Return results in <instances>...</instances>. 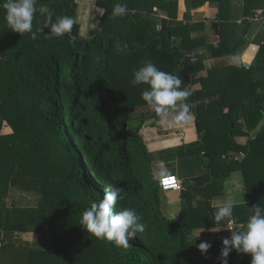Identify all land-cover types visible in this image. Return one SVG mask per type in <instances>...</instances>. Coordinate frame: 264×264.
I'll return each instance as SVG.
<instances>
[{"label": "trees", "instance_id": "trees-1", "mask_svg": "<svg viewBox=\"0 0 264 264\" xmlns=\"http://www.w3.org/2000/svg\"><path fill=\"white\" fill-rule=\"evenodd\" d=\"M206 1L218 3L219 32L212 27L207 35L194 37L205 25L190 20V10ZM6 2L0 0V207L12 187L36 192L41 199L36 208L19 210L17 223L4 226L23 230L30 222L71 234L69 252L50 253L63 260L56 264H222L218 257L223 241L208 242L212 246L203 254L197 247L201 242L191 234L226 221L215 223L211 201L194 200L206 188L221 194L224 180L242 170L250 202L235 204V221L247 222L253 205L264 208V125L248 144L236 140L254 129L264 114V43L249 67L240 63L197 76L208 57L233 54L236 24L226 20L230 0H185L183 20L178 0H96L105 12L88 37L79 35L75 0H37V8L47 5L53 11V22L67 15L76 23L71 36L57 37L45 27L46 15L37 12L34 21L43 27L35 39L12 31L5 19ZM117 3L127 5L126 15L113 17ZM255 4L245 0L247 15ZM157 9L166 16L156 20L152 14ZM244 26L246 22L237 25L240 32ZM176 38L178 44L173 45ZM117 44L124 51H118ZM202 46L207 52L188 53ZM148 60L178 74L184 88L202 85L187 100L197 140L158 155L200 157L208 171L206 177L188 181L181 212L171 220L161 211L153 154L140 133L144 123L157 116L142 98L149 86L131 83ZM244 151L249 156L242 160L231 156ZM107 184L124 189L117 210L132 208L145 224L129 248L99 239L81 225L83 212L102 198ZM251 259L235 250L228 264H251Z\"/></svg>", "mask_w": 264, "mask_h": 264}, {"label": "crops", "instance_id": "crops-1", "mask_svg": "<svg viewBox=\"0 0 264 264\" xmlns=\"http://www.w3.org/2000/svg\"><path fill=\"white\" fill-rule=\"evenodd\" d=\"M75 1L78 4L76 17L80 25L79 35L88 37L89 32L98 27L105 10L97 7L96 0ZM255 1V8H250L253 13L247 15L245 12V0H230L226 20L232 25L236 24L235 27L232 26L235 30L231 39L233 54L205 59V70L201 71L203 75H206L207 70L213 68L238 65L240 63L249 67L253 63L260 46L264 43V21L253 20L256 13L264 11V0ZM178 5L179 20H183V15L187 11L185 0H178ZM218 12V3L213 1H206L203 5L191 9L189 19L205 25L202 29L194 32L193 36L207 35L209 29L217 22L216 15ZM152 16L159 20L166 15L163 11L157 9ZM242 22H246V26L240 32L237 25H241ZM178 41L179 39L176 38L173 45H177ZM204 52H207V48L204 46L188 51L190 55ZM189 85L191 91L199 90L202 87L199 82ZM156 115V117L149 118L144 123L140 133L153 154L151 157L152 171H158L162 167L166 168L170 171V175H176L182 183L183 189L180 191H160L161 211L166 218L171 220L176 219L181 212L183 203L182 192L189 190L188 181L195 177H206L208 171L198 159L189 158L186 155L158 156L161 151L166 152L180 146L182 143L197 140L198 131L195 118L188 123L169 126L158 114ZM263 125L264 114L260 123L248 134L236 136L237 142L242 145L248 144L251 139L258 135ZM242 153H244V156L240 160L249 156V152L244 151ZM154 179L158 183L159 178ZM205 182H207L206 179ZM213 190L214 187L204 189L194 200V203L197 204L204 199L211 202L215 201L218 205H222L227 199H233L235 204H249L250 202L249 191L242 170L232 172L224 180V189L221 194L217 195ZM40 199L41 195L33 191H24L14 187L9 189L5 198L6 205L0 207V264H47L46 259H49L48 264H56L63 262V260L61 258L57 259L56 256H51L50 253H66L70 251L73 236L69 233L51 232L46 230L45 227H35L30 222L27 223L23 230L4 226L5 224L12 225L17 223L20 220L18 218L19 210L36 208ZM225 225L226 223L216 228L196 229L191 235L197 236L200 234L197 238L198 242L223 241L224 238H229Z\"/></svg>", "mask_w": 264, "mask_h": 264}, {"label": "clouds", "instance_id": "clouds-1", "mask_svg": "<svg viewBox=\"0 0 264 264\" xmlns=\"http://www.w3.org/2000/svg\"><path fill=\"white\" fill-rule=\"evenodd\" d=\"M3 8L6 10L5 19L12 31L21 35L32 33L33 39L36 38L33 22L37 12L42 16L46 15L45 27L50 28V33L57 37L65 34L71 36L76 23L67 15L58 16L53 22V11L47 5H40L37 8V0H7ZM127 11L126 4L117 3L112 14L113 17L123 16ZM71 38L75 39V37ZM117 50L124 51L119 44ZM131 83L133 86L140 84L149 86L142 92V98L169 126L193 120L191 105L187 103L191 90L182 87L183 81L178 74L162 71L154 62L148 60L135 71ZM170 174V171L163 167L153 171L154 178H159L162 182H164L163 178ZM123 192V187L114 184L105 185L102 198L92 202L83 212L81 225L99 239L114 242L117 247L129 248L131 246L129 241L144 230L145 224L141 222V217L134 209L122 207L117 210L118 201L124 199ZM211 203L216 209L215 223L226 221L227 228L231 231V237L223 239L221 255L218 257L222 264H228V257L233 249L238 253L250 254L251 264H264V208L253 205L254 213L248 218L246 225H242L240 230H233L230 225L236 222L235 201L227 199L222 205H218L215 201ZM211 246L208 242L197 245L203 254H207Z\"/></svg>", "mask_w": 264, "mask_h": 264}, {"label": "built area", "instance_id": "built-area-1", "mask_svg": "<svg viewBox=\"0 0 264 264\" xmlns=\"http://www.w3.org/2000/svg\"><path fill=\"white\" fill-rule=\"evenodd\" d=\"M136 13V10H129V14H135ZM126 15V14H125ZM253 20H261V21H264V11L263 12H260V13H256L253 17ZM186 22V21H184ZM196 60V57H193L192 61H195ZM202 73L199 72L197 74V76H201ZM244 156V153L240 152V153H234L232 154V157L235 159V160H240L241 157ZM164 182L161 181V179H159L158 181V184H159V188H160V191H163V192H168V191H180L183 189V186H182V183L180 181V179L176 176V175H169V176H166L163 178ZM165 180H171L173 181L172 183H165ZM242 225H246V222H235L234 224L230 225V227L233 229V230H240L241 226ZM226 230L228 231L229 233V238L231 237V231L228 230L227 228V222H226ZM235 252V249H233L231 251V253H234Z\"/></svg>", "mask_w": 264, "mask_h": 264}, {"label": "rangeland", "instance_id": "rangeland-1", "mask_svg": "<svg viewBox=\"0 0 264 264\" xmlns=\"http://www.w3.org/2000/svg\"><path fill=\"white\" fill-rule=\"evenodd\" d=\"M42 27H43V23L42 22H39V21H36V22L34 21L33 22V32L36 33V35L42 30ZM29 34H30V36H32V33H29ZM8 131H9V129L5 128V132H8ZM231 156H232V154H231ZM195 159H198L199 162L201 161L200 157H196Z\"/></svg>", "mask_w": 264, "mask_h": 264}, {"label": "water", "instance_id": "water-1", "mask_svg": "<svg viewBox=\"0 0 264 264\" xmlns=\"http://www.w3.org/2000/svg\"><path fill=\"white\" fill-rule=\"evenodd\" d=\"M213 27H214V29H215V32L218 33L219 30H218V24H217V22H215V23L213 24ZM189 86H190V85H188L186 88H189Z\"/></svg>", "mask_w": 264, "mask_h": 264}, {"label": "snow or ice", "instance_id": "snow-or-ice-1", "mask_svg": "<svg viewBox=\"0 0 264 264\" xmlns=\"http://www.w3.org/2000/svg\"><path fill=\"white\" fill-rule=\"evenodd\" d=\"M173 181L171 180H165V183H172Z\"/></svg>", "mask_w": 264, "mask_h": 264}]
</instances>
